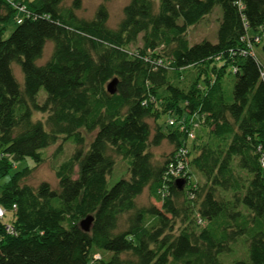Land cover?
<instances>
[{"label":"trees","instance_id":"1","mask_svg":"<svg viewBox=\"0 0 264 264\" xmlns=\"http://www.w3.org/2000/svg\"><path fill=\"white\" fill-rule=\"evenodd\" d=\"M17 2L0 0L1 22L16 18ZM26 5L31 15L8 38L0 30V173L19 159L41 164L59 141L71 140L74 149L56 170L57 189L23 184L30 171L3 186L0 206L13 213L14 233L0 219V264H226L221 255L241 238L248 260L232 264H264L257 152L264 142V64L255 53L240 55L245 37L264 26V0H130L116 29L108 27L104 5L90 21L75 13L80 0L71 7L62 0ZM217 7V41L191 45L189 29ZM48 42L51 57L38 65ZM254 45L264 55V42ZM194 66L200 69L188 88L174 84L170 73L181 79ZM228 70L235 77L231 98ZM169 111L209 130L205 143L189 145L187 179L194 182L182 190L169 166L186 137L161 125L152 134L148 122ZM34 113L45 122L33 120ZM83 132L94 133L87 150ZM164 140L175 148L156 163L151 148ZM115 155L127 163L128 177L109 189ZM146 188L161 207L137 205ZM88 216L94 219L84 232L79 223ZM96 251L110 257L95 259Z\"/></svg>","mask_w":264,"mask_h":264},{"label":"rangeland","instance_id":"2","mask_svg":"<svg viewBox=\"0 0 264 264\" xmlns=\"http://www.w3.org/2000/svg\"><path fill=\"white\" fill-rule=\"evenodd\" d=\"M14 1V0H8ZM75 0H62V5L64 7H71ZM130 2V0H80V8L75 10V13L78 18L90 21L94 18L96 11L101 5L106 6L109 17L107 25L111 29H116L122 20L124 13V7ZM221 9L220 7L215 8L214 12L204 18L201 23L198 25L191 27L188 31V40L191 45L199 43L203 40H208L212 43L217 41V30L219 24L221 22ZM17 27L14 18L9 19L6 23L0 21V30H3V37L8 38L13 30ZM254 53L264 64V55L261 52L260 46L254 47ZM52 54V43L48 42L44 54L40 60L37 61L38 65H43L46 63ZM13 73L18 80V82L23 86V74L21 72L20 66L17 64L12 65ZM200 67H191L181 71L182 76L178 79L175 73H170V77L173 79L174 84L182 87L188 88V86L192 83L195 77L198 74ZM235 77L230 73V70L227 71V74L224 78V83L226 86V90L228 96L232 97V87L234 83ZM46 98V92L41 90L39 93V101L42 102ZM173 112V114H164L160 117V119L155 123L153 119H150L148 122L152 128V134H154L156 125H161L164 132H169L170 129H176V126H170L169 120H176L178 123L181 120H185L188 122L191 120V117H187L186 115H177L174 111H169V113ZM45 116L41 113H34L33 120H41L45 122ZM181 119V120H180ZM180 124V123H179ZM193 125L195 131V141L196 144L205 143L208 139V128L204 125L203 122H199L197 118H193ZM85 137V150L88 149L90 145L94 133L89 134L83 132ZM193 140L189 142V145ZM61 146V148H60ZM60 148V149H59ZM174 145L170 143L168 140H164L158 147L151 148V151L154 156V161L156 163H161L165 160L166 156L169 155L174 150ZM74 149V145L71 140L59 141L56 145H53L47 148L44 151V161L37 165L36 162L32 158H24L16 160L13 166L9 169V172H6L5 175L0 173V193L2 191L3 186L11 180V177L19 172H27L30 173L22 180L23 184H28L32 187H37L42 182L49 183L52 188H58V180L56 178V170L59 165L68 159ZM115 166L107 178L108 188L110 189L117 181L122 178L128 177V165L127 163L120 159V157L115 155ZM78 169L76 168V171ZM193 178L200 184L202 183V177L200 174L193 171ZM194 181H190L192 184ZM188 186V183L185 182L184 187ZM137 205L139 207H150L157 206L161 207V203L157 201L148 188L144 190V192L137 198ZM14 219L13 213L11 211H6V215L3 219V223L6 225H10ZM126 227L125 217L121 219L119 230H122ZM247 252V254H246ZM96 253L101 255L103 260H106L110 257V254L105 252L96 251ZM247 255V257H246ZM246 257V258H245ZM221 259L226 264H232L234 260L244 259L248 260V251L246 244L243 238L239 239L238 242L233 244L232 251L227 254L221 255Z\"/></svg>","mask_w":264,"mask_h":264},{"label":"built area","instance_id":"3","mask_svg":"<svg viewBox=\"0 0 264 264\" xmlns=\"http://www.w3.org/2000/svg\"><path fill=\"white\" fill-rule=\"evenodd\" d=\"M26 1L28 0H19V2L13 3L14 7L17 9L18 13L20 14V15L18 14L15 18L17 24H20L25 17H29L31 15L30 11L27 8ZM258 32L260 33L259 35L256 36L247 35L245 37L244 43H246L247 49L240 51V55L246 56V55L254 54V47H255L254 44L264 42V26H262ZM234 70L236 71V67L234 68ZM147 103L145 104L147 105ZM193 118H191V120H189L188 122L180 119L181 120L179 122L180 124L174 119L168 121L170 126H176L177 127L176 129H178L180 133H182L186 137L185 146L181 147L178 150L177 155L174 157L175 161L174 162L172 161L169 166V172H170L169 178L173 180L184 179L185 182H189V183L191 181V179H187V177H189L188 175L189 169H188V159L186 157L188 154L189 142L196 138L194 131L195 125H193ZM257 152L259 154L260 166L264 171V142L259 143L257 145ZM5 215H6V211L0 206V219L3 220ZM6 229L9 233L12 234L14 233L13 228L10 225H7ZM100 258L101 257L99 255L95 256V259H100Z\"/></svg>","mask_w":264,"mask_h":264},{"label":"water","instance_id":"4","mask_svg":"<svg viewBox=\"0 0 264 264\" xmlns=\"http://www.w3.org/2000/svg\"><path fill=\"white\" fill-rule=\"evenodd\" d=\"M115 85H116V80L114 79L113 81H111L108 84V91L110 93H114L115 91ZM185 184V180L184 179H177L175 181V186L178 190H182ZM93 216H88L86 218H84L83 220L80 221L79 223V227L84 231V232H90L91 230V226L93 223Z\"/></svg>","mask_w":264,"mask_h":264}]
</instances>
